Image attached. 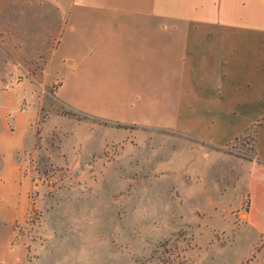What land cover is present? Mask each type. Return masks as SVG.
<instances>
[{
    "label": "rangeland",
    "instance_id": "374dc122",
    "mask_svg": "<svg viewBox=\"0 0 264 264\" xmlns=\"http://www.w3.org/2000/svg\"><path fill=\"white\" fill-rule=\"evenodd\" d=\"M72 1L0 0V134L20 145L14 182L0 143V241L21 264H264V213L224 187L253 132L196 145L119 58L80 52Z\"/></svg>",
    "mask_w": 264,
    "mask_h": 264
},
{
    "label": "crops",
    "instance_id": "0c3cea01",
    "mask_svg": "<svg viewBox=\"0 0 264 264\" xmlns=\"http://www.w3.org/2000/svg\"><path fill=\"white\" fill-rule=\"evenodd\" d=\"M72 5L80 10V52L119 58L110 63L139 79L127 84L131 94L155 99L196 145L223 151L253 132L247 159L225 152L224 187L245 190L244 221L264 213V0H73L63 6L66 23ZM7 136L14 135L0 134L2 179L15 182L20 145L4 144ZM13 251L0 241L2 264H21Z\"/></svg>",
    "mask_w": 264,
    "mask_h": 264
}]
</instances>
